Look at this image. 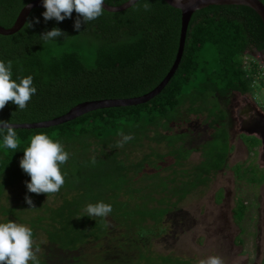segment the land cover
I'll list each match as a JSON object with an SVG mask.
<instances>
[{"label": "trees", "instance_id": "obj_1", "mask_svg": "<svg viewBox=\"0 0 264 264\" xmlns=\"http://www.w3.org/2000/svg\"><path fill=\"white\" fill-rule=\"evenodd\" d=\"M31 1L0 0V25L12 27ZM44 11L33 9L27 20H32V27L26 22L14 34H0V60L12 63V78L31 75L38 90L23 111L8 102L0 110V120L13 124L47 121L85 101L144 95L159 85L176 58L182 12L165 0H139L120 12L104 9L101 17L88 24L79 17V31L74 28L75 11L61 22H45ZM54 27L66 37L44 42L41 36ZM261 53L264 24L256 11L243 5L209 6L193 14L180 66L152 100L99 109L56 126L16 128L20 146L0 148V198L7 188L19 184L22 193L13 206H0V216L6 217L0 223L29 225L40 264H88L84 250L109 235L108 218L129 239L128 244L118 246L136 252L131 264H190L153 251L150 243L168 233L165 220L178 203L223 169L228 152L216 146L190 171L180 170L200 149L184 145L189 136L184 127L206 115L213 131L212 148L228 142V113L218 97L233 93L251 97L253 80L243 61ZM88 57L92 64L86 62ZM40 133L60 141L70 156L61 166L65 184L49 195L29 192L26 183L31 178L20 167L23 150ZM123 136L132 138L121 147ZM163 145L166 152L160 150ZM146 146L150 152L137 156ZM49 197L60 200L49 204ZM100 202L110 204L112 212L106 217H87L86 206ZM235 215L240 220L245 216L241 201ZM40 232L46 236L44 243H36Z\"/></svg>", "mask_w": 264, "mask_h": 264}, {"label": "rangeland", "instance_id": "obj_2", "mask_svg": "<svg viewBox=\"0 0 264 264\" xmlns=\"http://www.w3.org/2000/svg\"><path fill=\"white\" fill-rule=\"evenodd\" d=\"M88 57L86 62L92 64ZM256 77L259 78L258 82ZM251 97L233 93L229 97H218V101L228 113V142L211 144L212 130L206 122V115L194 119L184 127L189 133L184 145L200 148L194 151L180 170H189L209 156L216 146L219 151L228 152L223 169L211 174L209 183L200 186L171 211L165 220L168 233L150 243L153 251L171 256L173 259L201 264L211 256H218L223 264H262L264 258V161L255 153L261 140L254 134L245 132L240 136L241 110L246 105H256L264 112V79L255 76L251 85ZM244 119V118H243ZM241 140L243 144H241ZM209 141V142H208ZM207 143V144H206ZM241 144V146H240ZM234 145L239 146L234 148ZM165 146V147H164ZM149 151L146 146L137 152ZM166 152V145L160 147ZM257 156V157H256ZM172 162V161H171ZM240 162V163H239ZM171 173V170L166 171ZM258 180V181H257ZM262 181L261 183H258ZM7 188L0 198V206L11 207L22 193L19 185ZM60 198L49 197V204L58 203ZM245 205L242 220L235 211L239 202ZM236 217V218H235ZM6 217L0 216V219ZM239 219V221L237 220ZM110 233L99 242L86 246L85 259L88 264H131L136 260L134 250H123L118 243L129 239L122 237L115 221L108 218ZM28 226L26 223L13 221ZM46 236L40 232L36 243H44Z\"/></svg>", "mask_w": 264, "mask_h": 264}, {"label": "clouds", "instance_id": "obj_3", "mask_svg": "<svg viewBox=\"0 0 264 264\" xmlns=\"http://www.w3.org/2000/svg\"><path fill=\"white\" fill-rule=\"evenodd\" d=\"M106 0H42L46 9L42 13L45 22L55 19L57 22L72 18L73 11L78 14L74 28L79 31L84 23H89L104 14L103 5ZM147 7V6H146ZM39 23V18L36 19ZM28 28L33 26L30 19ZM65 36L59 27L46 31L41 39L44 42L57 41ZM12 63L0 60V110H3L8 102L18 106V110L27 108L28 102L37 93V87L33 83L31 75L13 79ZM16 127L10 121L0 120V148L16 150L20 146ZM131 136H123L119 146L129 141ZM20 160V167L30 176V182L26 183L31 193L53 194L60 191L65 184V175L61 166L65 165L70 156L62 143L53 140L45 133L35 134L30 140L29 146L24 150ZM26 202L33 204L31 197L26 196ZM87 217H106L112 212V206L103 202L95 205L88 204L85 208ZM38 248L33 245V231L30 227L17 222L8 221L0 223V264H40L37 258ZM201 264H223L218 256H211L201 261Z\"/></svg>", "mask_w": 264, "mask_h": 264}, {"label": "water", "instance_id": "obj_4", "mask_svg": "<svg viewBox=\"0 0 264 264\" xmlns=\"http://www.w3.org/2000/svg\"><path fill=\"white\" fill-rule=\"evenodd\" d=\"M138 1L139 0H127L126 2L120 5H110V4L105 3L103 7H105V10L109 12H120V11H124L130 8L132 5H134ZM165 1L170 6L181 10L182 12L181 32H180L178 51H177L174 63L172 67L170 68L169 72L167 73V75L165 76V78L159 83L158 86H156L150 92L144 95L138 96V97L85 101V102H82L74 106L71 110H69L64 115H61L54 119L47 120V121H41V122H34V123H18V124H14L15 127L16 128H26V129L51 127V126H56V125H60L63 123H67L78 117H81L85 114H88L90 112H93L99 109L111 108V107L136 106V105L143 104V103H146L152 100L153 98L158 96L163 91V89L169 84L173 76L176 74L180 66V63L182 61L184 51H185L188 27H189L191 18L193 14L198 10H202L204 8H207L213 5H219V6L243 5V6L250 7L254 11H256L257 14L261 17L263 24H264V3L262 2V0H165ZM35 8L45 9L43 7L42 0H33L29 2L28 4H26L20 11L12 27L5 28L0 25V34L11 35L19 31L25 25L31 12ZM251 107L255 111H257V117L259 119L264 120V114L261 113L254 104ZM260 122L262 121L260 120ZM260 130L261 129H259L258 131L257 130L248 131V133L258 134L262 140V144L264 145V131L260 132Z\"/></svg>", "mask_w": 264, "mask_h": 264}, {"label": "flooded vegetation", "instance_id": "obj_5", "mask_svg": "<svg viewBox=\"0 0 264 264\" xmlns=\"http://www.w3.org/2000/svg\"><path fill=\"white\" fill-rule=\"evenodd\" d=\"M241 113L244 114L245 116L240 118L241 125L239 128V131H240V136L238 137L239 139H241L240 137L242 134H244L245 132L248 133V131H254V130L258 131L259 129H261L260 132L264 131V120L259 119L257 117V111H255L249 104L243 107V109L241 110ZM260 120L262 122H260ZM227 129H228V125H227ZM228 133H230L229 129H228ZM254 135L260 138L258 134H254ZM241 144H243L242 140H241ZM236 147H239V146L234 145V148ZM255 153L258 155L260 159L264 161V145L262 144V140H261V145H258L256 147Z\"/></svg>", "mask_w": 264, "mask_h": 264}, {"label": "built area", "instance_id": "obj_6", "mask_svg": "<svg viewBox=\"0 0 264 264\" xmlns=\"http://www.w3.org/2000/svg\"><path fill=\"white\" fill-rule=\"evenodd\" d=\"M244 65L248 70V76L254 80L255 76L263 77L264 79V53L258 54L256 56H246L243 61ZM259 78L256 77V81L258 82ZM256 106V105H255ZM256 108L264 114L262 108Z\"/></svg>", "mask_w": 264, "mask_h": 264}]
</instances>
